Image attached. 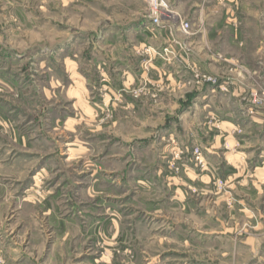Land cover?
<instances>
[{"label":"rangeland","instance_id":"rangeland-1","mask_svg":"<svg viewBox=\"0 0 264 264\" xmlns=\"http://www.w3.org/2000/svg\"><path fill=\"white\" fill-rule=\"evenodd\" d=\"M159 1L0 0V264H264V0Z\"/></svg>","mask_w":264,"mask_h":264},{"label":"built area","instance_id":"built-area-1","mask_svg":"<svg viewBox=\"0 0 264 264\" xmlns=\"http://www.w3.org/2000/svg\"><path fill=\"white\" fill-rule=\"evenodd\" d=\"M154 5L156 6V10L158 11V12H156L157 15L154 16V23H156L158 25H162V23H161L162 20H161V17H160L161 15H159V14L161 13L163 16H169L167 14V10H165V7H166L165 2L164 1L155 0Z\"/></svg>","mask_w":264,"mask_h":264},{"label":"crops","instance_id":"crops-1","mask_svg":"<svg viewBox=\"0 0 264 264\" xmlns=\"http://www.w3.org/2000/svg\"><path fill=\"white\" fill-rule=\"evenodd\" d=\"M128 29H129L130 33L139 32V29L136 27V25L135 26H132V27H130Z\"/></svg>","mask_w":264,"mask_h":264}]
</instances>
